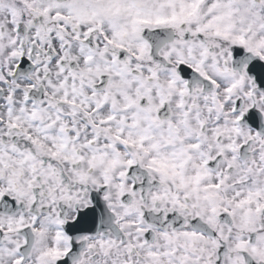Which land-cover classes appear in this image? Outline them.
Listing matches in <instances>:
<instances>
[{
	"label": "snow or ice",
	"instance_id": "obj_1",
	"mask_svg": "<svg viewBox=\"0 0 264 264\" xmlns=\"http://www.w3.org/2000/svg\"><path fill=\"white\" fill-rule=\"evenodd\" d=\"M0 264H264V0H0Z\"/></svg>",
	"mask_w": 264,
	"mask_h": 264
}]
</instances>
